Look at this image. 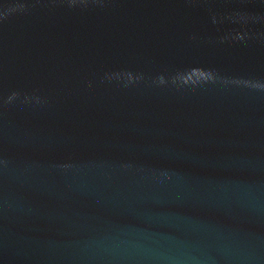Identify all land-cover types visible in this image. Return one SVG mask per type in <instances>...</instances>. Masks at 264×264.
Here are the masks:
<instances>
[{"label":"water","instance_id":"95a60500","mask_svg":"<svg viewBox=\"0 0 264 264\" xmlns=\"http://www.w3.org/2000/svg\"><path fill=\"white\" fill-rule=\"evenodd\" d=\"M0 264H264V0H0Z\"/></svg>","mask_w":264,"mask_h":264}]
</instances>
